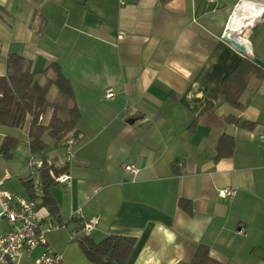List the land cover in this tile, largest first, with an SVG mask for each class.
Masks as SVG:
<instances>
[{
  "label": "crops",
  "instance_id": "crops-1",
  "mask_svg": "<svg viewBox=\"0 0 264 264\" xmlns=\"http://www.w3.org/2000/svg\"><path fill=\"white\" fill-rule=\"evenodd\" d=\"M239 1L0 0V76L12 55L29 64L40 85L57 65L72 89L66 105L79 111L70 133L82 136L69 169L71 186L50 189L58 207L51 219L64 228L46 240L62 264H91L78 240L92 217L98 219L89 236L95 243L108 236L135 240L127 264H191L200 246L218 264H264V68L257 65L261 78L248 75L242 110L221 95L244 60L264 62V12L252 24L245 19L246 56L222 40L234 15L250 11L239 4L231 17ZM109 88L114 97L106 100ZM46 99L63 102L55 85ZM53 111L46 109L44 124ZM228 117L239 124L226 123ZM4 138L17 145L10 159L0 157V178L10 173L3 187L29 198L27 126L0 127V147ZM43 140L47 148L35 156L64 157L63 139ZM218 144L230 155L215 160ZM226 187L237 190L232 199L218 196ZM37 202L43 206L42 197ZM41 251L19 264H35Z\"/></svg>",
  "mask_w": 264,
  "mask_h": 264
},
{
  "label": "trees",
  "instance_id": "trees-1",
  "mask_svg": "<svg viewBox=\"0 0 264 264\" xmlns=\"http://www.w3.org/2000/svg\"><path fill=\"white\" fill-rule=\"evenodd\" d=\"M6 68V75L0 76V127L22 128L27 125L30 152L32 155L41 156L47 148V144L43 140L44 136L49 137L57 144L74 130L78 122L77 107L74 104L71 107L66 105L68 101L72 102L71 86L57 65H51L55 74L44 85L36 82L35 75L30 72L29 64L18 56H8ZM249 74H255L258 78L263 76L261 69L252 60H244L231 72L222 86V97L237 110L243 109L239 98L246 86ZM51 85L58 88L59 96L64 103L51 104L48 102L46 95ZM48 107L53 108L54 111L50 120L44 124L43 114ZM209 108H212L211 104L204 110ZM204 110L202 113L205 112ZM225 122L239 124V120L233 117L226 118ZM242 127L251 129L253 125L243 122ZM194 128L195 124L190 127V131H193ZM222 140L232 142V139L228 137H223ZM16 145V140L4 138L0 147L3 158L10 159ZM219 146L218 144L215 160L231 153V150L226 153L221 152ZM39 175L42 183V205L47 207L51 216L55 217L58 214V207L50 193L54 183L49 178L47 170H41ZM24 185L29 192V198H33L31 180L24 181ZM180 204H184L183 201H180ZM78 245L86 260L91 264H127L134 249L135 240L127 237L108 236L95 243L89 236H84L78 240ZM191 264L218 263L209 257L205 246H200Z\"/></svg>",
  "mask_w": 264,
  "mask_h": 264
},
{
  "label": "built area",
  "instance_id": "built-area-1",
  "mask_svg": "<svg viewBox=\"0 0 264 264\" xmlns=\"http://www.w3.org/2000/svg\"><path fill=\"white\" fill-rule=\"evenodd\" d=\"M207 1L215 3L217 0ZM241 2L242 0L234 6L231 17ZM261 15L255 17L256 19H252V21L261 18ZM117 38L119 40L122 39L123 34L119 32ZM240 40L246 45L242 38ZM113 97V89L105 90L104 99L111 100ZM62 139L64 146V157L62 159L54 162L32 155L27 160V166L31 170L28 179L31 180L33 198L14 195L4 189V181L10 178V173L7 170L3 171V175L0 178V222L5 225L6 230L0 233V264H19L23 256L31 254L37 248H41L42 251L35 264H62V255L56 253L50 247L47 243L46 235L63 229L64 226L52 221L49 210L37 202V199L42 197V183L35 177L36 174H40V171L45 169L53 183L66 187L71 186L72 177L69 169L74 159L75 148L82 136L81 134L69 133ZM261 139L264 143V136ZM58 168L60 171H58ZM124 170L131 175H136L138 172L134 165H125ZM236 192L237 190L234 188H221L218 190V196L222 199H232ZM97 225V218H89L82 224L81 233L84 236H90Z\"/></svg>",
  "mask_w": 264,
  "mask_h": 264
},
{
  "label": "bare ground",
  "instance_id": "bare-ground-1",
  "mask_svg": "<svg viewBox=\"0 0 264 264\" xmlns=\"http://www.w3.org/2000/svg\"><path fill=\"white\" fill-rule=\"evenodd\" d=\"M242 1H244V0H242ZM254 3H258L259 5L254 4ZM254 3H253V1H252V3L249 2V1H246L244 3H242V2L240 3V5H242V10L243 9H247L248 11L249 10L250 11H249L248 14H239V12H238V14L237 13L235 15L233 14L234 18H233L232 22L229 24V27L227 26V32L234 33V32H236V30L242 29L243 25H246V23L248 22L247 20H249L250 18L253 19L254 17H258L264 12V5L261 3V1L254 0ZM252 4L255 5L254 6V10L257 9L256 11H254V13L251 12ZM260 7H262L261 8L262 11L259 13V9L258 8H260ZM245 19H247V20L245 21Z\"/></svg>",
  "mask_w": 264,
  "mask_h": 264
},
{
  "label": "water",
  "instance_id": "water-1",
  "mask_svg": "<svg viewBox=\"0 0 264 264\" xmlns=\"http://www.w3.org/2000/svg\"><path fill=\"white\" fill-rule=\"evenodd\" d=\"M264 4V0H259ZM253 19H256L255 17ZM243 31L241 29L236 30L234 33L227 32V30L223 33L222 40L231 46L234 50L238 51L239 53L243 54L244 56L247 55V47L241 42ZM252 61L261 68H264V62H262L257 57L252 58Z\"/></svg>",
  "mask_w": 264,
  "mask_h": 264
},
{
  "label": "rangeland",
  "instance_id": "rangeland-1",
  "mask_svg": "<svg viewBox=\"0 0 264 264\" xmlns=\"http://www.w3.org/2000/svg\"><path fill=\"white\" fill-rule=\"evenodd\" d=\"M251 1H254V0H251ZM255 21V20H254ZM254 21H251V24L254 23ZM227 30V29H226Z\"/></svg>",
  "mask_w": 264,
  "mask_h": 264
}]
</instances>
